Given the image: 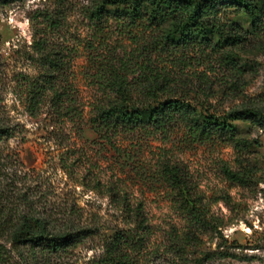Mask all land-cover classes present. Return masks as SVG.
Returning <instances> with one entry per match:
<instances>
[{
	"label": "rangeland",
	"instance_id": "1",
	"mask_svg": "<svg viewBox=\"0 0 264 264\" xmlns=\"http://www.w3.org/2000/svg\"><path fill=\"white\" fill-rule=\"evenodd\" d=\"M71 1L73 12L60 40L77 49L66 64L80 113L76 117L57 115L48 102L30 114L24 84L18 81L38 71L29 58V16L51 8L53 0H19L0 6V123L16 131L12 138L0 141V209L4 215L16 214L23 208L24 194L41 215L57 221L65 217L98 231L64 252L36 254V258L28 254V264H90L102 251L104 235L122 226L118 203L123 197L142 203L156 235H165L178 218L172 196L159 180L165 162L185 169L193 191L221 220L219 233L205 235L201 248L236 255H215L202 264H264V0H250L259 10L258 26L241 8H227L222 14L242 35L240 45L222 49L234 54L237 70L221 64L219 54L206 47L161 56L175 97L187 98L198 110L216 115L251 109L258 121H234L238 133L233 140L192 143L170 127L165 132L118 135L113 139L116 148L100 138L88 121L91 104L100 95L92 58L106 52L122 56L134 45L112 28L105 35L104 51L85 50L87 27L79 7L88 0ZM225 166L242 170V183L227 179ZM0 244V264H25L23 247H15L5 237ZM172 259L161 255L153 261L178 264Z\"/></svg>",
	"mask_w": 264,
	"mask_h": 264
},
{
	"label": "trees",
	"instance_id": "2",
	"mask_svg": "<svg viewBox=\"0 0 264 264\" xmlns=\"http://www.w3.org/2000/svg\"><path fill=\"white\" fill-rule=\"evenodd\" d=\"M16 1L19 0H0V6ZM73 7L71 0H53L51 8L29 16V58L36 62L38 71L33 76H20L18 81L24 84L30 114L48 102L57 115H80L75 108L74 85L66 75V64H70L77 49L60 40ZM231 7L243 9L253 25L258 26L259 10L250 0H88L82 4L80 13L87 27L85 50L104 51L105 35L112 28L134 45L122 56L106 52L92 58L93 77L100 92L91 104L88 118L94 132L112 148H116L113 139L118 135L165 132L170 127L183 133L189 142L202 143L222 137L233 140L238 133L236 120L257 122V113L251 109L216 115L198 110L187 98L175 97L171 74L161 59L165 53L206 47L219 54L221 64L237 70L234 54L222 51L242 43L239 27L222 18ZM170 62L174 64L171 59ZM15 132L14 126L0 123V141L12 138ZM222 171L230 181L242 183V170L225 166ZM158 175L172 196L177 220L159 237L143 204L130 203L123 197L118 203L122 226L104 235L102 251L90 264H158L153 260L161 255L172 256L178 264H202L215 255L236 256L201 248L205 235L219 233L221 220L193 191L185 169L178 163L165 162ZM21 197L23 208L16 214L4 215L0 209V238L25 249L27 254L21 251L25 264L28 254L36 258V254L64 252L98 234L96 229L65 217L57 221L43 216L24 194Z\"/></svg>",
	"mask_w": 264,
	"mask_h": 264
}]
</instances>
